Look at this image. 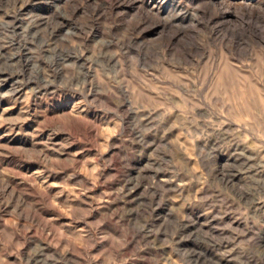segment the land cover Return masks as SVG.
Here are the masks:
<instances>
[{
	"label": "rangeland",
	"instance_id": "rangeland-1",
	"mask_svg": "<svg viewBox=\"0 0 264 264\" xmlns=\"http://www.w3.org/2000/svg\"><path fill=\"white\" fill-rule=\"evenodd\" d=\"M0 264H264V0H0Z\"/></svg>",
	"mask_w": 264,
	"mask_h": 264
}]
</instances>
